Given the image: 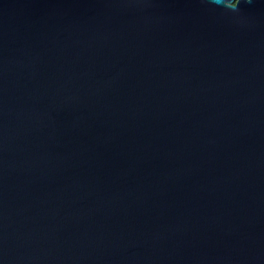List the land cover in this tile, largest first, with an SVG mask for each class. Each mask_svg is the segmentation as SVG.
<instances>
[{
    "label": "water",
    "instance_id": "water-1",
    "mask_svg": "<svg viewBox=\"0 0 264 264\" xmlns=\"http://www.w3.org/2000/svg\"><path fill=\"white\" fill-rule=\"evenodd\" d=\"M0 264H264V0H0Z\"/></svg>",
    "mask_w": 264,
    "mask_h": 264
}]
</instances>
